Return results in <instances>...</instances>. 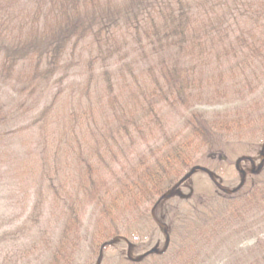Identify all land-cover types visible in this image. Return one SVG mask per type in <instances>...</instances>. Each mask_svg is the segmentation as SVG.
<instances>
[{
	"label": "rangeland",
	"instance_id": "1",
	"mask_svg": "<svg viewBox=\"0 0 264 264\" xmlns=\"http://www.w3.org/2000/svg\"><path fill=\"white\" fill-rule=\"evenodd\" d=\"M21 2L2 0L0 6L12 12L26 4L30 5L27 10L33 6ZM233 18L227 27L233 42L244 35L264 42V18ZM5 42H0V264H58L52 259L72 212L67 204L77 209L72 219L79 218L78 241H72L68 264H250L248 252L264 240V53L248 50L231 53L227 59L219 55L222 59L199 65L194 77L203 91L193 88L190 101L178 114L173 110L164 122L165 128L174 125L177 131L184 126L181 110L207 118L230 115L236 125L214 139L215 149L200 150L203 153L196 155L197 167L186 169V179L168 197L145 200L142 212L134 210L128 219L121 220L107 218L100 205L88 204L85 192L76 188L81 177L77 151L73 158H65L63 152V166L67 168H60L58 173L48 167L54 156L46 149L43 131V127L50 129L44 123L57 126L52 123L56 121L60 122L56 130L65 128V119L79 110V96L89 103L84 95L88 83L92 90L104 88L102 69L97 67L93 73L87 70L84 61L88 52L80 45L74 58L67 60V70L49 82L42 75L43 65L36 61H17L21 55L7 59L6 53L13 46L3 45ZM125 50L121 53L126 54ZM134 58L131 55L130 59ZM71 61H79V66ZM191 62L181 65L188 67ZM152 63L153 67L157 65ZM148 65L146 62L147 69ZM145 73L141 67L134 76L125 71L123 85L132 83L136 94H141L142 87L137 84ZM145 76L148 81L154 78ZM96 93L94 100L98 99ZM105 96L106 101L109 98ZM128 97L125 94V100ZM46 110L48 115L41 117ZM97 116L103 122V117ZM88 135H80L85 144L90 141ZM122 146L126 150L124 141ZM148 147L137 143L129 156L132 164L143 156L150 157ZM88 152L84 149L82 154ZM112 154L121 162L116 170L129 172L131 163L126 157L114 148L105 154L106 159L111 160ZM234 189V193L228 192ZM256 192L254 202L250 201L249 196ZM110 224L120 225L121 234L104 241L112 233ZM151 249L163 253L145 255Z\"/></svg>",
	"mask_w": 264,
	"mask_h": 264
},
{
	"label": "trees",
	"instance_id": "2",
	"mask_svg": "<svg viewBox=\"0 0 264 264\" xmlns=\"http://www.w3.org/2000/svg\"><path fill=\"white\" fill-rule=\"evenodd\" d=\"M25 1L33 5L32 10L26 9L29 4L18 12L0 6V42L9 40L3 45L13 46L6 53L7 59L21 55L17 61H36L40 67L43 65L42 75L50 82L56 74L67 70V60L74 58L81 45L88 52L84 61L87 70L93 73L97 67L102 69L104 88L92 90L90 83L87 84L84 95L89 103L78 97L79 110L65 119V128L56 130L58 121L52 122L57 126L44 123L43 126L50 128L48 131L42 127L46 149L54 156L48 167L58 173L60 168H67L63 166L64 156L73 158L77 151L81 177L76 188L85 192L88 204L100 205L101 213L107 218L116 216L126 220L132 211L142 212L145 200L161 198L176 188L186 177V169L195 167L196 155L203 153L200 150L215 149L214 139L236 125L228 118L230 115L207 118L198 112L184 114L185 110H181L185 124L180 130L176 131L173 124L167 130L164 122L174 109L178 114L180 107L190 101L193 88L203 91L194 77L200 64L222 59L219 55H226L223 58L227 59L231 53L248 50L264 53V42L244 35L235 43L227 29L233 17L235 21L242 16L249 20L264 18V0ZM16 28L18 32L14 33ZM124 50L127 56L121 53ZM133 54L135 58L131 60ZM185 58L190 61H184ZM248 60L246 56L245 61ZM152 61L157 65L153 67ZM71 62L79 66V61ZM146 62L150 63L148 69ZM188 62H191L188 67L181 65ZM139 67L154 78L148 81L144 74L142 82L137 81L142 92L136 94L133 84L123 85V81L125 71L134 76ZM94 93L97 100L93 99ZM125 94L129 95L127 100ZM105 95L109 98L106 101ZM47 111L41 117H46ZM97 114L103 117V122H99ZM80 135L90 137L89 145ZM152 141L154 145L150 146ZM141 142L149 145L150 157L143 156L137 164H132L129 156ZM114 148L131 163L129 172L116 170L121 163L118 155L106 159L105 154L109 155ZM84 149H89L88 155L82 154ZM256 195L258 192L250 195V201L254 202ZM67 206L72 212L66 219L67 227L53 254V263L68 264L72 241H78L79 218L72 219L77 209ZM119 226L110 224L108 230L112 233L104 241L118 237ZM248 253L250 264H264V240L258 241Z\"/></svg>",
	"mask_w": 264,
	"mask_h": 264
},
{
	"label": "water",
	"instance_id": "3",
	"mask_svg": "<svg viewBox=\"0 0 264 264\" xmlns=\"http://www.w3.org/2000/svg\"><path fill=\"white\" fill-rule=\"evenodd\" d=\"M193 171H195V169H193L191 172H193ZM184 179H186V177H185ZM174 190H175V188H173L168 194L164 195L163 197H168L169 194H171ZM223 191H227V190L223 189ZM229 192L233 193V192H235V191L232 190V191H229ZM154 219H155V217H154ZM155 221L158 222L156 219H155ZM158 223H159V222H158ZM109 243H110V242L105 243V244L102 246L101 249H103V248H104L107 244H109ZM158 252H159V251H158L157 249H151V250L148 251L145 255H149V254L152 255L153 253H158ZM159 253H163V251H162V252H159Z\"/></svg>",
	"mask_w": 264,
	"mask_h": 264
}]
</instances>
